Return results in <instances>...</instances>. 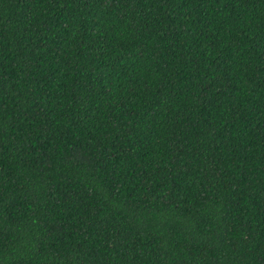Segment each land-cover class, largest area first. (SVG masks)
<instances>
[{
    "label": "trees",
    "instance_id": "obj_1",
    "mask_svg": "<svg viewBox=\"0 0 264 264\" xmlns=\"http://www.w3.org/2000/svg\"><path fill=\"white\" fill-rule=\"evenodd\" d=\"M0 264H264V0H0Z\"/></svg>",
    "mask_w": 264,
    "mask_h": 264
}]
</instances>
